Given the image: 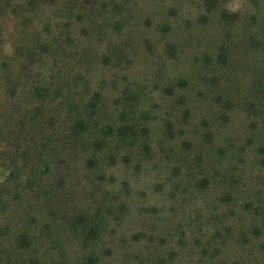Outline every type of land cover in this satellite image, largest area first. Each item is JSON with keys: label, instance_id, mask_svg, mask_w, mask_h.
<instances>
[{"label": "trees", "instance_id": "16d2710c", "mask_svg": "<svg viewBox=\"0 0 264 264\" xmlns=\"http://www.w3.org/2000/svg\"><path fill=\"white\" fill-rule=\"evenodd\" d=\"M242 1L0 0V264H264Z\"/></svg>", "mask_w": 264, "mask_h": 264}, {"label": "rangeland", "instance_id": "374dc122", "mask_svg": "<svg viewBox=\"0 0 264 264\" xmlns=\"http://www.w3.org/2000/svg\"><path fill=\"white\" fill-rule=\"evenodd\" d=\"M245 4L242 0H232L229 5V8L233 11H239L244 9ZM13 35H14V23L13 21L7 22V34H6V44H7V51L12 52L13 50Z\"/></svg>", "mask_w": 264, "mask_h": 264}]
</instances>
